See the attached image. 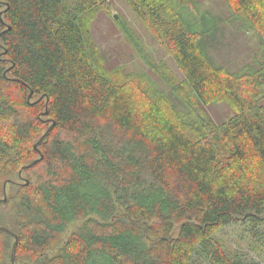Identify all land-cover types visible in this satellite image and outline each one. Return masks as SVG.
<instances>
[{"label": "trees", "instance_id": "1", "mask_svg": "<svg viewBox=\"0 0 264 264\" xmlns=\"http://www.w3.org/2000/svg\"><path fill=\"white\" fill-rule=\"evenodd\" d=\"M106 1L0 0V193L15 187L0 203L19 227L0 226L18 234L16 259L259 264L216 235L233 223L264 225V0H227L231 21L261 36L262 52L237 71L216 63L217 24L187 21V0H130L182 70L178 82L152 65L188 111L163 90L103 68L89 23ZM215 101L235 111L219 125L204 108ZM53 122L44 157L25 167L40 157L34 145ZM18 168L30 174L22 182L11 179ZM77 219L81 228L62 241ZM10 239L0 229V250Z\"/></svg>", "mask_w": 264, "mask_h": 264}, {"label": "rangeland", "instance_id": "2", "mask_svg": "<svg viewBox=\"0 0 264 264\" xmlns=\"http://www.w3.org/2000/svg\"><path fill=\"white\" fill-rule=\"evenodd\" d=\"M181 13L187 21L195 22L207 17L217 24L215 40L211 41L210 52L216 63L228 70L237 71L244 65L251 64L262 52L261 36L257 29H241L240 23L231 21L232 7L227 0H187ZM89 30L97 51L101 55L103 68L118 80L123 76H131L142 80L153 87L163 90L173 98L175 104L186 111L187 107L172 93L167 82L153 68V64H163L181 82L185 78L173 56L167 51L158 33L133 6L130 0H107L105 5L90 20ZM264 104V99L260 100ZM216 124L228 121L234 114L233 108L225 101H215L204 106ZM18 168L11 176L12 181L22 182L29 173ZM21 174V175H20ZM14 184H6L7 196L14 193ZM3 199V193H0ZM0 222L14 230H18L19 221L6 204L0 203ZM82 219L70 223L62 233L65 241L83 224ZM225 249L236 253L247 260H255L264 264V225L251 223H233L217 235ZM14 239H10V247L0 250V264L11 262V248ZM54 248L48 252L54 255ZM201 255L197 261L203 262ZM15 264H40V260L30 254L18 252Z\"/></svg>", "mask_w": 264, "mask_h": 264}, {"label": "water", "instance_id": "3", "mask_svg": "<svg viewBox=\"0 0 264 264\" xmlns=\"http://www.w3.org/2000/svg\"><path fill=\"white\" fill-rule=\"evenodd\" d=\"M0 17H2V12H0ZM31 97H32V90L28 96V100L31 102ZM48 112V111H47ZM46 112V113H47ZM54 122L50 125V127L47 129V131L41 136V138L35 143L34 147L38 150V152L40 153V157L35 159L34 161H32L31 163H29L28 165H26L25 167H32L34 166L36 163H38L39 161H41V159L44 157V153L42 152V150L40 149V145L44 142V140L47 138V136L49 135V133L51 132V130L54 127ZM22 173V170L21 172ZM7 194H5V197L3 199H0V201H6L7 200ZM0 229H2L3 231H6L8 233H10L14 238H15V242L13 244V248H12V263L15 264L16 261V253H17V247H18V243H19V237L18 234L15 233L14 231H12L10 228L6 227V226H0Z\"/></svg>", "mask_w": 264, "mask_h": 264}]
</instances>
